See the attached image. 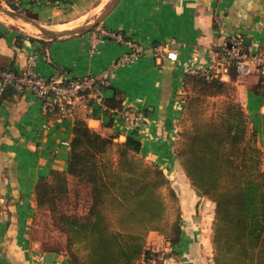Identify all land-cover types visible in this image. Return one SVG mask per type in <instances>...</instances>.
Wrapping results in <instances>:
<instances>
[{
    "label": "crops",
    "instance_id": "1",
    "mask_svg": "<svg viewBox=\"0 0 264 264\" xmlns=\"http://www.w3.org/2000/svg\"><path fill=\"white\" fill-rule=\"evenodd\" d=\"M22 1L21 9L47 18L51 12L57 13L55 9L62 10L67 5L80 8L91 0ZM101 24L104 26L101 30L43 37L25 33L0 19V66L19 72L35 60V68L42 74L63 79L110 69L107 96L118 89L124 103L144 107L147 121L137 132L141 151L170 178V174L174 176L173 185L182 176L186 177L174 151L184 104L186 69L188 66L215 68L224 79L236 84L248 124L257 131L258 144L264 150V90L260 76L252 68L247 73L237 70L232 77V62L224 48L225 38L236 33L244 36L250 49L264 45V0H120ZM117 30H122L146 52L129 64L115 67L117 58L130 47L104 36L102 31ZM163 43H169L168 48H155ZM166 50L173 57H168ZM82 114L86 116L85 112ZM48 119L42 99L32 92L18 91L12 86L2 91L0 264H33L35 255L29 243L32 240L26 231L38 208L36 183L53 168H67L74 119H50V126L44 128L43 123ZM86 120L90 127L106 135L120 131V124L107 112L94 111ZM184 216L190 220H186L188 224L196 217L188 210ZM195 231L184 227V239L175 246L184 257L182 264H214L213 254L203 253L211 240L208 246L196 240ZM160 236L152 231L149 239L159 242ZM45 254L49 260L59 259L62 264H69L65 254L55 251ZM149 261L143 258L141 264Z\"/></svg>",
    "mask_w": 264,
    "mask_h": 264
},
{
    "label": "trees",
    "instance_id": "2",
    "mask_svg": "<svg viewBox=\"0 0 264 264\" xmlns=\"http://www.w3.org/2000/svg\"><path fill=\"white\" fill-rule=\"evenodd\" d=\"M114 32L129 39L122 30ZM236 71L232 62V77ZM183 87L174 151L190 184L215 204L213 262L264 264V150L248 124L237 86L220 74L187 72ZM107 90L106 103L122 107L123 94L114 89L107 96ZM141 148L136 132L121 140L118 133L90 127L82 112L74 117L67 168H53L36 183L38 207L57 213L68 234L69 264H141L143 258L162 264L147 244L152 231L167 236L175 249L182 243L177 189ZM72 183L86 193L84 212L58 209Z\"/></svg>",
    "mask_w": 264,
    "mask_h": 264
},
{
    "label": "built area",
    "instance_id": "3",
    "mask_svg": "<svg viewBox=\"0 0 264 264\" xmlns=\"http://www.w3.org/2000/svg\"><path fill=\"white\" fill-rule=\"evenodd\" d=\"M9 3L21 8L22 0H7ZM104 36H110L129 45V50L121 54L115 67L129 64L146 51L131 39H126L119 32L102 31ZM102 38V35L99 36ZM169 43L161 44L156 49H166ZM225 49L231 62L235 63L237 70L243 73L251 72L252 68L260 76L264 90V45L256 50L250 49L242 34L236 33L225 38ZM155 50V49H154ZM167 51L168 57L173 53ZM187 72L200 73L208 77L218 75L215 68L188 66ZM216 72V73H215ZM111 70L97 74H86L73 79L50 77L42 74L35 68V60H31L23 71H15L9 67L0 66V95L7 86H12L18 91H30L43 101V112L49 118L43 123L44 128L50 126L51 120L63 121L71 119L79 113L85 112L89 116L94 111L110 113L120 124L119 138L129 133H137L145 125L147 115L144 107L124 103L120 106H109L106 99V89L110 85ZM51 119V120H50ZM158 244L165 243L162 247L157 245L158 258L162 264H181V254L172 252L173 246L164 234H160ZM154 249L153 247H151ZM33 264H62L59 259L49 260L45 253H37L33 257Z\"/></svg>",
    "mask_w": 264,
    "mask_h": 264
},
{
    "label": "rangeland",
    "instance_id": "4",
    "mask_svg": "<svg viewBox=\"0 0 264 264\" xmlns=\"http://www.w3.org/2000/svg\"><path fill=\"white\" fill-rule=\"evenodd\" d=\"M5 7L9 9H17L20 11L25 12L26 14L34 17L36 20L41 22L42 24L49 26V27H55L60 25H70L71 27H77L84 25L86 23H90L94 20L97 15L101 13V11L106 7V5L110 2V0H91L86 5L81 6L80 8H71L68 5L66 7H62L60 9H55L57 13H52L47 18L38 17V15H35L30 10H24V8H19L16 5H13L9 3L7 0H0ZM65 8V9H64ZM0 19L4 22H7L10 26H13L17 29H21L25 33H33L39 36L43 37H51L48 35H44L41 31H36L35 29L30 28L29 21H25L20 18H14L3 12L0 11ZM100 22L97 26H95L92 30L94 31L97 28H100V30L104 27ZM69 27V28H71ZM224 43V48H225ZM260 47H253L252 50H256ZM226 50V49H225ZM156 51V50H155ZM216 73V72H215ZM238 92V89H237ZM239 95V94H238ZM246 113V112H245ZM181 117L178 120V131L176 133V138H174V141L177 143L179 138V130L181 128ZM248 121V118H247ZM120 139V138H119ZM175 143V145H176ZM171 182L175 181V178L172 174H170ZM184 177V178H183ZM177 178V177H176ZM177 180V179H176ZM179 183H175L173 185L179 194V197L182 204L183 209V225L185 229L190 230L196 234V240L200 239L203 243L206 242L207 246L208 243L211 240V229L213 225L214 220V213H215V204L214 202L209 199L208 197H205L203 195H200L197 190L190 184L189 180L182 176V179H178ZM72 188L70 194L61 202L58 204V209L61 210H67L70 212L73 211H86L87 210V204L88 200L86 197V193L84 189H79V192H77V187L74 183H72ZM188 210V213H191L193 216L196 217L194 220L188 224L186 223V220L190 221L189 219H186L184 216V211ZM191 210V211H190ZM187 215V214H186ZM57 213L54 211H51L48 206L44 207H38L37 211L34 215V218L32 220V223L29 225L26 231V235L30 232V238L32 242L29 241L31 245V249H33L34 255L37 253H47L48 251H55L59 252L61 254H65L68 258V234L65 231V229L62 227V225L58 222L57 219ZM150 235V234H149ZM29 238V237H28ZM192 239H195L191 236ZM158 239V238H155ZM148 246L152 249L153 253H157V245L163 246L165 243L162 242V244H158V242H153V238L149 239L147 241ZM172 252L175 254L180 255L179 250H176L174 247L172 249ZM190 252V251H188ZM209 253L213 254V246L210 242L209 247L207 249L203 250L204 255H207ZM191 253V252H190ZM192 254V253H191ZM186 258L188 257V254L185 253ZM181 259L182 263L184 261V257L181 252ZM149 264H156V259L151 258ZM142 263V262H141ZM181 263V264H182ZM148 264V263H146Z\"/></svg>",
    "mask_w": 264,
    "mask_h": 264
},
{
    "label": "water",
    "instance_id": "5",
    "mask_svg": "<svg viewBox=\"0 0 264 264\" xmlns=\"http://www.w3.org/2000/svg\"><path fill=\"white\" fill-rule=\"evenodd\" d=\"M120 0H110V2L106 5V7L101 11L97 17L94 18V20L90 23H86L81 26L77 27H71L66 29H57L53 27L46 26L36 20L34 17L26 14L23 11L17 10V9H9L4 6V4L0 1V11L11 16L14 18H20L25 21L31 22V24L38 27L41 32L44 35H48L51 37H59V36H65V35H78L86 33L90 30H92L95 26H97L100 22H102L116 7V5L119 3Z\"/></svg>",
    "mask_w": 264,
    "mask_h": 264
},
{
    "label": "bare ground",
    "instance_id": "6",
    "mask_svg": "<svg viewBox=\"0 0 264 264\" xmlns=\"http://www.w3.org/2000/svg\"><path fill=\"white\" fill-rule=\"evenodd\" d=\"M12 18V17H11ZM31 24V23H30ZM30 28L35 29L36 31H41L38 27H36L35 25L31 24ZM53 28H57V29H66V28H60V27H53Z\"/></svg>",
    "mask_w": 264,
    "mask_h": 264
}]
</instances>
